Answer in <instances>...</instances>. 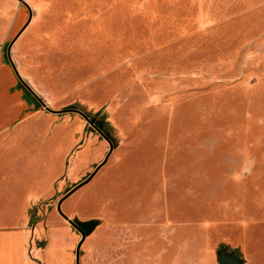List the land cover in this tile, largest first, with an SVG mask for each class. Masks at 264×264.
<instances>
[{
	"label": "rangeland",
	"instance_id": "1",
	"mask_svg": "<svg viewBox=\"0 0 264 264\" xmlns=\"http://www.w3.org/2000/svg\"><path fill=\"white\" fill-rule=\"evenodd\" d=\"M108 155L61 204L79 264H264V0H0V224L36 264H76L57 204Z\"/></svg>",
	"mask_w": 264,
	"mask_h": 264
},
{
	"label": "crops",
	"instance_id": "2",
	"mask_svg": "<svg viewBox=\"0 0 264 264\" xmlns=\"http://www.w3.org/2000/svg\"><path fill=\"white\" fill-rule=\"evenodd\" d=\"M28 223L25 219L19 224H0V264H36L38 252Z\"/></svg>",
	"mask_w": 264,
	"mask_h": 264
},
{
	"label": "water",
	"instance_id": "3",
	"mask_svg": "<svg viewBox=\"0 0 264 264\" xmlns=\"http://www.w3.org/2000/svg\"><path fill=\"white\" fill-rule=\"evenodd\" d=\"M30 21V20H29ZM26 28V26L23 28V30ZM23 30L17 35V37L11 42V44L8 47L7 50V57L10 59V51L11 48L13 46V43L17 40V38L20 36V34L23 32ZM14 72L16 74V76L18 77L17 71L15 69V67L13 66ZM18 79L20 80V78L18 77ZM21 81V80H20ZM87 122L91 125L94 126V119L93 120H89L86 119ZM98 130V129H97ZM109 155L105 158V160L103 161L102 164H100L95 171L89 176V178L87 180H85L84 182L80 183L78 186H76L73 190H71L68 194H66L57 204V211L60 214V216L62 218H64L75 230H77L80 234H81V241L79 242L77 249H76V264H79V250L81 245L83 244L86 234L85 232L78 227L76 224H74L72 221H70L66 216H64L61 213V204L64 202V200H66L67 198H69L73 193H75L78 189H80L81 187L85 186L86 184H88L92 178L94 177V175L105 165V163L107 162ZM219 264H241V261L238 258H235L231 253L226 252V251H220L219 252Z\"/></svg>",
	"mask_w": 264,
	"mask_h": 264
}]
</instances>
